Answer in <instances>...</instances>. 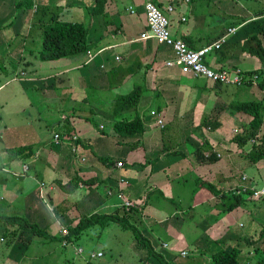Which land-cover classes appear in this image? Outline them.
<instances>
[{
  "label": "crops",
  "instance_id": "obj_1",
  "mask_svg": "<svg viewBox=\"0 0 264 264\" xmlns=\"http://www.w3.org/2000/svg\"><path fill=\"white\" fill-rule=\"evenodd\" d=\"M30 1L33 3L29 4V0H0V23L5 22L4 25L16 28L12 32H8L4 26L3 30L0 29V58L4 59L7 65L8 61L22 64L28 52L27 49L34 48L36 34L38 37L41 34L36 30L32 34L33 27L29 30L24 27V24L32 19L27 20L28 14L25 12L29 6L33 15L37 14L35 11L39 8L38 13H41L44 20H48L50 15H53L59 20L87 25L92 43L88 51L92 54L99 53L101 50L102 52L88 63L86 62L87 54L82 55L83 59H79L78 56L67 58L71 60L70 62H58L60 59L52 61L57 63L48 66L51 72L49 76H42L35 80L36 78L31 75L26 80L33 83L35 89H41L42 94L45 92L47 101L56 102L60 110L62 109L63 113L59 119L62 126L54 134L69 131L66 135H76L80 142L78 157L71 155L68 149L70 143L63 142L57 149H52L57 152L43 151L38 162L34 159L33 163H30L28 173H33L36 180L42 181V188L47 193L55 190V187H50L51 184L46 185L47 175L50 176L48 179L52 178L55 186L57 181L65 184L75 175L83 179L95 177L102 182L98 184L96 182L93 188L86 190L85 193L75 194L76 190L69 195L71 204L65 201L68 198L62 199V202L60 199L59 203L53 202L50 197H47L50 203L42 199L53 215L52 221L42 219L37 213L34 215L35 208L31 211L29 210L31 207L26 206L28 210L23 216L30 223L46 229L48 233L49 227L54 225V233L49 235L55 236L61 227L73 223L74 218L113 210L121 206L123 201L136 206L144 201L148 204L150 201L156 208L147 205L148 208L153 209L152 213L158 211L161 217L157 221L159 225H146L145 214L140 213L143 232L150 235V239L145 236L150 240L151 245L153 239L159 241L162 251H157L153 245L152 247L172 264H212L213 253L219 249L231 250L232 248L240 250L239 264H257V260L251 255L257 257L258 246L264 243V237L260 238L261 231L264 229V201L240 197L241 204L228 211L227 207L229 203L231 204L232 198L215 199L212 197L214 196L212 192L207 191L208 197H202L200 201L197 199L198 201L192 202L189 208L183 211L190 212L191 221L189 218L175 219L178 221L174 223L168 222L167 212L163 214L164 206L160 204V202L172 200L167 192L173 187L175 180L191 173L198 174L202 181L212 185V182L206 180L207 176L217 178V187L226 193L233 191L241 183L237 171L234 172L233 169V164L237 167L241 165L238 161L236 162L240 146L232 139L234 128L237 132L244 128L237 120L242 118L248 122L249 118L246 119L243 115L233 116L229 112L225 113L224 110L220 111L219 107L224 95L229 101H233L232 97H236L237 91L245 86L228 85L226 88L225 85L212 84L204 79L198 85L197 78L183 75L178 67H165L164 62L174 58L171 49L159 45L154 40H138L147 30L143 11L144 0H107L104 6V11L109 18L107 26L103 24L100 16H92L88 12L95 0ZM156 3L170 19V31L173 37L187 39L185 43L192 48L211 44L227 34L229 30L234 29L220 49L208 55L206 63L211 68H228L241 72L264 68V64H261L257 58L244 53L241 49L244 40L251 35H259L264 30V0H156ZM168 7H172L171 12H168ZM15 12L18 14L17 17L22 19L20 22H16L18 18H14ZM38 16L37 14L36 17ZM64 17L68 20H64ZM84 18L85 21H80ZM38 22L39 20L36 21V25H39ZM36 28L39 29L38 26ZM21 32L28 33L25 38L26 43L23 42V44L22 38L20 43H17ZM116 67H120L122 71L109 77L107 72ZM134 84L145 87V93L143 92L139 101L140 105L138 104L139 115L144 102L156 104L155 108L148 111V116L144 113L140 115L145 125L143 134L120 137L113 132L105 133L100 129V126L104 127L102 119L112 122L128 121L132 119V113L126 112L114 116L105 113L94 104L88 105L85 107V112H82V105L88 102L85 94H82L83 87L89 86L91 90L96 89L97 92L98 90L130 91ZM2 87L3 85H0V89ZM58 88H62L66 95L63 97L58 95V92H55ZM231 93L232 97L229 98ZM144 94H147L145 99H143ZM3 103H0V118L7 116L4 113ZM87 110L90 111V117L83 116ZM97 116L100 122L94 123ZM159 120L162 126L158 124ZM183 121H188L190 125H184ZM261 129H264V125ZM170 130H172L171 133H169ZM178 131H180L179 134ZM203 131L210 141L204 140L205 147L198 148L195 152L190 151L188 140L196 138L197 134ZM172 138H177V143H172ZM217 146H219L218 149ZM22 155V153L17 156L6 153L2 157L3 166L9 170L20 171L21 167L28 162L27 159H22ZM99 157L107 159L108 163L101 162ZM117 162H122L123 166L117 167ZM222 162L228 164V169ZM255 162L259 164L258 160ZM252 163L247 164L246 168L254 169ZM256 170L261 172L260 175L264 178V163L256 167ZM18 179L9 178L0 172V188H5L6 194L11 193L10 196L16 199L29 198V184L37 183L28 178ZM22 184L23 187L20 186ZM83 187L85 186L79 185L77 189L81 191ZM198 190L205 191L203 187ZM39 193L41 196L40 191ZM152 195L156 197L151 200ZM205 199L206 204L203 202L206 201ZM5 210L7 207H0V214L5 215L7 213ZM235 210L250 216L251 225L247 230H232V221L226 218V213H233ZM55 211L59 214L55 215ZM32 214L33 218H30ZM193 218L196 220L193 221ZM162 222H165V225H160ZM0 231H2L0 258L4 257L8 261L2 264H22L26 260L27 253L26 243L22 241H31L30 236L23 234L10 245L11 239L6 237L7 232L1 227ZM159 231L166 236L169 235L170 238L161 241ZM220 241L224 242H221L222 248L216 246ZM188 245L196 253L190 255L187 251ZM16 247L22 248L16 250ZM23 248L24 256L21 252ZM34 251L38 252V250ZM182 252H185L186 256H182ZM178 257L189 259L181 260ZM138 264L160 263L155 258H147L145 255V258L139 259Z\"/></svg>",
  "mask_w": 264,
  "mask_h": 264
},
{
  "label": "rangeland",
  "instance_id": "obj_2",
  "mask_svg": "<svg viewBox=\"0 0 264 264\" xmlns=\"http://www.w3.org/2000/svg\"><path fill=\"white\" fill-rule=\"evenodd\" d=\"M31 2L32 1L29 0V4H31ZM28 8L29 9L25 11L28 14L27 20L32 18L33 21L31 19L29 23L24 24V27L28 28V30L29 28L33 27L32 34L35 32V30L38 33H41L40 31L41 29L39 28L40 29L39 30L36 28L38 26L36 25V21H37L36 15L35 14L33 15L31 13L30 6ZM17 15H18L17 12H15L13 15L14 18H18ZM20 20L22 19L18 18L16 22L17 21L20 22ZM64 20H68V19L64 17ZM80 21H85V18L80 19ZM4 24L5 22L0 23L1 30H3L2 28L3 26L4 28L6 27V30H8V32H12L16 30L14 26H6ZM27 35H28L27 32L26 33L21 32L19 37L17 38V43H20V39L22 38V44H23V42H25V38ZM24 47L27 49L25 45ZM40 48H41V34L39 37L36 34L34 48L30 47L27 49L28 52H26L25 60L24 62H22V64L10 62L7 60L9 62V64L7 65V63L4 62V59L0 58L1 61L0 85H3V87L0 89V103L4 102L3 103L4 113L7 115L5 117L2 116L0 118V172L2 174L7 175L9 178H13V179H18L17 177L18 175H23L24 171L22 169H24L25 167L29 168L30 163H33L34 159L35 161L38 162L41 158V154L43 153V151L47 153L57 152V151H53L52 149L58 148V147H53L54 145L52 144V141H53L54 132L58 131L60 129V126H62V123L59 119L63 111L62 109L60 110L56 102L52 100L47 101L45 99L47 98V94L45 92L42 94L41 89L40 90L38 88L35 89L33 83H29L26 81L31 77V75H33L36 78L35 80L39 79L42 76L45 77L49 76L51 72L48 70V66L57 63L52 61L42 62L38 57V52ZM78 58L83 59V56L79 55ZM66 61L70 62L71 60L67 58H63L60 59L58 62H66ZM27 62H29V64H27ZM197 79H198L197 80L198 85H200L204 81L202 78H197ZM255 83L257 84L256 81ZM36 84L39 85L38 83ZM257 85L251 84L245 86L241 88L239 91H237L236 97H232V93H231L229 98L232 97V100L234 101L254 100V101L264 102V89L259 88ZM225 86L226 88H228V85ZM55 92L56 93L58 92V95H61L62 97L66 95V92L62 90V88H58ZM83 92L84 93L82 94H85V96L88 99L87 100L88 102L86 105L85 104L82 105L83 107L82 112H85L86 110L85 107L94 104L95 107L102 109L105 113L111 114V107H114V103L116 101L117 96L119 94L124 95L129 91L126 90L99 91L98 90L97 92L96 89H94L93 91L91 90V88H89V86H85L83 87ZM146 95L145 94L143 95L144 97L143 99H145ZM225 96L226 95H224V98H222V103L219 108L220 111L224 110V112L226 113L229 112L228 105L231 102V100L229 101L227 98H225ZM141 106L143 108L141 110L142 112L140 113V115H143L144 113L145 115L148 116L147 114L148 111L151 108H155L156 104L152 102L149 103L144 102V105ZM77 108L81 109L80 106H77ZM89 113L90 111L87 110V112L83 116L90 117ZM128 113L133 114L132 111H129ZM243 116L246 119L249 118L246 115ZM240 119L241 120H237V121L239 122V124H242V126L245 127L248 122H246L242 118ZM102 121L104 122L105 125L103 124L104 127L100 126V129L104 130L107 133H111L114 122L105 119H102ZM202 121L204 122V119ZM98 122H100V118L97 116V120L95 121L94 119V123H98ZM203 122L202 125L204 124ZM182 123L184 125H190L188 121L187 122L183 121ZM171 131L172 130H170L169 133H171ZM179 133L180 131H178V134ZM235 134L237 135L238 133L237 130H235L234 128V135ZM197 135L198 136L196 138L188 140L190 144V151L195 152L198 148L201 149L202 147H205L206 143L204 140H206L207 142L210 141L205 131H203V133L200 132ZM263 135H264V129H260L257 136L261 138ZM75 137L77 136L75 135ZM259 138H257L258 141H252V139H250L248 142L244 143L243 146L239 148V152L237 153L236 162L238 161V163L241 165L237 167L234 166L235 164H233L234 167L233 169L234 172L237 171L236 173L239 176V178L243 175H244L243 177H245L243 182L240 179L241 183L239 185L241 186L245 184L249 186V184L253 182L258 186L264 184V178L262 175H260L261 172H258L256 170V167H260L264 163V151H263L264 146H262V142ZM176 140L177 138H172L171 142L177 143ZM215 140H221V139H215ZM232 141L235 142V139L233 138ZM27 147L32 150L34 156H32V158L27 160L28 162L25 163L26 165H23L21 167L20 171L9 170L7 167L3 166L4 161L2 157H4L6 153L16 154L21 150L28 149ZM216 148L218 149L219 146H217ZM68 149L70 150V153L73 157H77L75 154L72 153L71 146ZM256 151H260V153H262L258 159L259 164H257L255 160L249 158V155ZM226 162L224 163L222 162V163L228 169L227 163L229 162L227 163ZM250 162H253L252 164L254 166V169L246 168L247 164L251 165ZM36 166L38 165L36 164ZM46 177H47L45 179L46 185L47 183H49L51 184L50 187H55L54 188L55 190H53V192L51 193L49 192L47 193L45 189L43 190L42 185L41 187L39 186L40 183L42 184V181L36 180L35 177H33V173L31 172L28 173V171L25 173L24 178H28L32 181L34 180L37 183V184H33V183L29 184L30 192H29V198L27 199H21V198L16 199V197H11L10 196L11 193L6 194L5 188L3 189L0 188V207L2 206L7 207V210H5V212L7 213H5V215L7 214V216H23V215L25 216L26 211L28 210L26 209V207H31V209H29L31 211L32 208L33 209L35 208L34 215L37 213V215H40L42 219L44 218L46 221H52L53 215L48 211V208L46 204L42 202V199L50 203V201H48L47 199V197H50L53 200V202L59 203L60 199L62 202L63 201L62 199L68 198V200L65 201L71 204L72 203L71 197L69 198L70 194L65 193L58 186L53 185L52 178L48 179L50 177L49 175H47ZM18 180H23V178L21 177ZM206 180L212 182L214 188L218 186L217 178L213 179L207 176ZM203 182L204 181H202V179L198 177V174H194V173L185 175L184 177L180 176L175 180L173 187H171L167 192V195L172 197V200L165 203L160 202V204H163L164 206L162 207L163 214L164 212H167L168 222L174 223L178 221L175 219L187 220L188 218L189 221H191L190 212L188 211L183 212V211L189 208L188 206L191 205L192 202L198 200L200 201L202 200V197H208L207 191L210 192L209 189L204 188L205 189L204 192H199L198 190L202 186ZM205 183L212 185L209 182H205ZM20 186L23 187V184ZM39 191L41 192V196ZM85 191L86 188L83 187L81 191L77 189L75 194L77 192L85 193ZM214 191H218V190L214 189ZM21 197H25V196H21ZM155 197H156L155 195H152L151 200L154 199ZM212 197H214L215 199L218 198L215 195ZM203 202H205L206 204L207 200ZM208 203L211 202L208 201ZM153 204L154 203L151 204L149 201L147 205L148 206L152 205L153 208H156ZM121 206L128 209L132 205L127 201H123ZM148 206H145L143 211L145 214L144 223L146 225H153V226L159 225L157 224V221L160 220L158 218L161 217L159 215V212L157 211L155 213H152L153 209L151 208L149 209ZM150 215L153 217H151ZM70 217L72 218V213H70ZM30 218H33V214L30 216ZM226 218L231 219L232 230L245 231L251 225L250 216L243 212H237V210H235L233 213L227 212ZM139 219L141 220L140 217ZM76 220L77 218H74V222ZM192 220L195 221L196 219L193 218ZM74 222L68 224L64 228H66L68 231V227L73 226V224H75ZM160 225H165V222L160 223ZM152 229L155 230V228L153 227ZM54 230H55V226L52 225L51 227H49L48 231L50 234H52L54 233ZM1 233L2 231H0V235ZM143 233L150 239L149 234H146L145 232ZM58 235L59 236L62 235L61 231L55 233V236ZM159 236L161 241L168 240L170 238L169 235L166 236L165 234H162L161 231H159ZM6 237L8 239L10 238L8 235ZM22 242L26 243L25 247L27 252L25 255L24 248L21 250V252H23L22 256L25 255L26 258V260H24L22 264H138L139 259L141 257L145 258L146 255V248L139 245L134 240L131 231L125 230L117 224H109L107 227L103 229H101V227L99 226L90 228L85 232H83L73 242L75 248H81L83 250L85 256L87 257L86 262L82 261L79 258V256L75 254L72 247L64 246L63 243L61 244L60 247L58 243L55 241L52 242L46 241L38 237H33L32 242L30 244H29L30 242L29 240ZM221 242L222 241L218 242L216 246L222 248ZM152 245L155 247L157 251H162L159 245V241L153 239ZM20 248L22 247H16V250ZM34 250H38V252ZM40 251L41 253H39ZM187 251L190 255L196 253V251L192 250V247L190 245L187 246ZM258 252L259 253H257L258 254L257 257L254 256L253 254L251 255V257L257 260V264H264V243H262V246L261 244H259ZM97 253H102V254L101 256H94L93 258L90 257L91 254L96 255ZM198 253L201 254L202 252H198ZM178 258L181 260L189 259L188 257L186 258L178 257ZM4 260H5L4 257L2 259L0 258V264L8 262L6 260L4 262Z\"/></svg>",
  "mask_w": 264,
  "mask_h": 264
},
{
  "label": "trees",
  "instance_id": "obj_3",
  "mask_svg": "<svg viewBox=\"0 0 264 264\" xmlns=\"http://www.w3.org/2000/svg\"><path fill=\"white\" fill-rule=\"evenodd\" d=\"M154 1L156 3V0ZM106 2L107 0H95L94 5L88 11L92 16H100L105 26H107L109 23V18L104 11ZM38 10L39 8L36 9L35 12H37L39 15L37 17V20H39L38 27L41 29V49L38 52V57L41 61H56L63 58H73L86 54L92 44L89 39V28L87 25L83 23H72L69 21L59 20L53 15H50L48 20H44L41 17V13H38ZM262 40L264 41V30L261 31L259 35H251L246 40H244L241 49L244 53L257 58L261 64H264V43ZM183 41L186 42L187 39H183ZM120 71H122L120 67H116L109 70L107 74L109 77H113L117 73H120ZM241 74L244 83L240 86H248L253 84V81H256L258 85H255L261 89H264V68L243 71ZM144 91V86L134 84L133 88L128 93L117 96L114 107H111V114L116 116L132 111L133 117L128 121L114 122L112 126L113 134L120 137H130L143 134L145 132L144 122L138 113V104ZM228 109L230 114L233 116L246 115L249 117V121L244 129L241 131L238 130V134H235L236 136L234 135L237 145L241 148V146H243V144L248 142L250 139H252V141H258V132L264 125V102L254 100H233L229 103ZM66 134H69V131H67V133L61 132L60 135L58 134L61 141L60 144L63 142H68L71 146V143L73 142L77 148V151L72 153L78 157V146L80 143L78 138L76 137L75 140H73L75 135ZM102 134L104 133L102 132ZM259 139L262 142V146H264V135ZM58 146L54 145L53 147ZM20 153L23 154L22 159L24 160H29L34 154L29 148L13 154L17 156ZM261 154L262 153H260V151L253 152L249 155V158L257 161ZM99 160L105 164L108 163L107 159L99 157ZM96 182L98 184L102 181H99V179L95 177L83 179L78 175H75V177L70 179L65 184L57 181V186L65 193L71 195L77 190L79 185L85 186L86 190H90L93 188ZM41 185L43 186V184L40 183L39 186L41 187ZM201 187L209 189L215 196L223 200H229L232 198L231 204L229 203L227 207L228 211L241 204L242 201L240 197H246L243 194L236 195L234 191L225 193L222 189L217 187L214 188L213 185L206 184L205 182H203ZM214 189H217L218 191H214ZM145 206H147V202L145 203L144 201L140 205H132L128 209L124 208L123 206H119L110 211L101 213L96 212L90 215L80 216L73 226L68 227V234L65 236L49 235L46 229L40 228L35 223H30L23 216H7L0 214V227L7 232V235L11 239V244L16 240L17 237H21L23 234H26L27 236H30L31 241L33 237H38L46 241H55L61 247L63 241L66 240L73 243L83 232L90 228L99 226L101 229H103L109 224H117L121 226V228L131 231L134 240L139 245L146 248L147 258L153 257L160 264H172L170 261H167L161 253L157 252L152 247L150 240L143 234L144 227L142 221L139 219V214L144 211ZM55 212V215L59 214L57 211ZM261 237H264V229L261 231L260 238ZM77 255L82 261L86 262L87 257L85 256L83 250L80 255ZM239 255L240 250L236 248H232L231 250L219 249L211 255V261L212 264H239ZM90 257L93 258L92 254Z\"/></svg>",
  "mask_w": 264,
  "mask_h": 264
},
{
  "label": "built area",
  "instance_id": "obj_4",
  "mask_svg": "<svg viewBox=\"0 0 264 264\" xmlns=\"http://www.w3.org/2000/svg\"><path fill=\"white\" fill-rule=\"evenodd\" d=\"M143 11L147 30L140 35L138 40L147 41L154 39L159 45L170 48L174 54V58L172 60L165 61V67L176 66L180 69V72L183 75H188L194 78H202L212 84L238 87L244 83L241 71L228 68L213 69L206 63L208 55L213 51L219 50L222 44L226 41L227 36L234 32V29L229 30L227 34L219 37L211 44L195 49L188 46L183 40L173 37L170 31V19L154 0H144ZM171 11L172 7H168V12ZM100 52H102V50L99 51V53ZM99 53L92 54L87 51L86 62L88 63L92 61ZM117 60H119V58H117ZM253 84H256L255 81H253ZM158 124L162 126L161 120L158 121ZM75 138L76 137H73V140H75ZM60 142L59 135L54 134L52 144L58 146ZM71 150L74 153L77 151L73 142L71 143ZM122 166L121 162H117V167ZM22 170L24 171V174L18 175V178H24L28 168L25 167ZM243 176L240 177L242 182L245 179ZM233 191L236 195L243 194L253 200L264 201V184L258 186L253 182L250 183L249 186L246 184L242 186L239 185L234 188ZM60 231L63 236L68 234L67 229L64 227H61ZM62 243L64 246L72 247L76 255H80L82 253V249L75 248L72 242L65 240ZM163 247H166V245H163ZM181 255L186 256V253L182 252ZM94 256H101V253H97L96 255L92 254V257Z\"/></svg>",
  "mask_w": 264,
  "mask_h": 264
}]
</instances>
